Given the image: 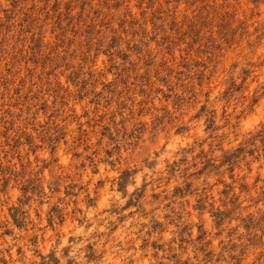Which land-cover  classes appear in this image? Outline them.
Here are the masks:
<instances>
[{
	"label": "rangeland",
	"instance_id": "obj_1",
	"mask_svg": "<svg viewBox=\"0 0 264 264\" xmlns=\"http://www.w3.org/2000/svg\"><path fill=\"white\" fill-rule=\"evenodd\" d=\"M0 264H264V0H0Z\"/></svg>",
	"mask_w": 264,
	"mask_h": 264
}]
</instances>
